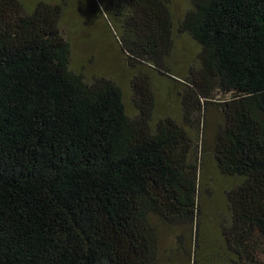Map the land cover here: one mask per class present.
Wrapping results in <instances>:
<instances>
[{
  "label": "trees",
  "instance_id": "1",
  "mask_svg": "<svg viewBox=\"0 0 264 264\" xmlns=\"http://www.w3.org/2000/svg\"><path fill=\"white\" fill-rule=\"evenodd\" d=\"M101 5L134 73L133 115L117 82L70 68L62 3L25 12L0 0V264H170L155 219L193 224L197 247L204 183L191 117L213 85L228 95L212 146L229 181L217 257L264 264V0H188L175 29L171 0ZM178 34L197 48L184 75L171 63ZM147 74L182 96L179 118L153 116Z\"/></svg>",
  "mask_w": 264,
  "mask_h": 264
},
{
  "label": "rangeland",
  "instance_id": "2",
  "mask_svg": "<svg viewBox=\"0 0 264 264\" xmlns=\"http://www.w3.org/2000/svg\"><path fill=\"white\" fill-rule=\"evenodd\" d=\"M39 1L59 2L64 6L60 25L64 31L69 32L72 44L70 68L82 73L87 81L107 78L117 82L122 90L126 111L131 115L135 114L134 94L129 89L134 73L128 67L124 54L120 53L112 32L105 26L104 10L101 5L103 0H19L25 12H32ZM187 5L188 0H171L172 29H175ZM196 50V46L186 35L178 34L175 38L171 63L177 72L182 73L181 75H184L188 66L194 63ZM144 81L147 83L145 93L148 94V103H153L154 106L153 116L171 115L179 118L182 96L177 97L172 87L153 74H147ZM209 93V103L203 113L196 112L191 117L193 121L191 127L194 134L198 135L195 140L197 138L199 140V146L197 145L192 156L200 169L204 183L202 198L199 200L201 212L199 211L197 215L200 242L196 247L193 224L171 229L172 227H165L167 223L163 224L162 221L155 219L157 224H161L158 231L160 247L170 248L168 252L172 260L170 264H194L195 259L201 264L202 258L206 264H225L224 260L220 262L217 252L221 248L220 226H226L228 210L223 192L229 187V181L213 168L212 146L215 131L223 121L221 103L218 102L228 95L220 92L214 85L209 88ZM204 244L208 245L210 253L203 257V252L207 249ZM160 251L163 256L167 253L163 248Z\"/></svg>",
  "mask_w": 264,
  "mask_h": 264
}]
</instances>
